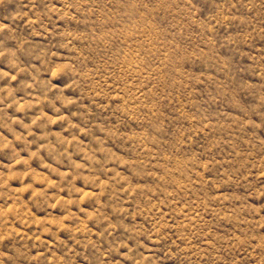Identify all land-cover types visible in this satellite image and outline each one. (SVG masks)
<instances>
[{"label":"rangeland","instance_id":"374dc122","mask_svg":"<svg viewBox=\"0 0 264 264\" xmlns=\"http://www.w3.org/2000/svg\"><path fill=\"white\" fill-rule=\"evenodd\" d=\"M0 264H264V0H0Z\"/></svg>","mask_w":264,"mask_h":264}]
</instances>
